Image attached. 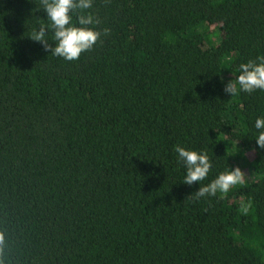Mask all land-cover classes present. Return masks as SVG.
Here are the masks:
<instances>
[{
  "label": "trees",
  "instance_id": "trees-1",
  "mask_svg": "<svg viewBox=\"0 0 264 264\" xmlns=\"http://www.w3.org/2000/svg\"><path fill=\"white\" fill-rule=\"evenodd\" d=\"M39 7L0 0L5 264H264V90L224 91L264 56V0H93L101 36L72 61L30 38ZM177 145L207 152L204 180Z\"/></svg>",
  "mask_w": 264,
  "mask_h": 264
},
{
  "label": "clouds",
  "instance_id": "clouds-1",
  "mask_svg": "<svg viewBox=\"0 0 264 264\" xmlns=\"http://www.w3.org/2000/svg\"><path fill=\"white\" fill-rule=\"evenodd\" d=\"M40 3L41 7L37 10L43 9L46 18L36 21L30 38L42 44L46 51L50 50L52 55L68 61L76 60L100 38L101 32L95 27L99 21L87 11L92 8L93 0H40ZM49 32L53 43H49ZM255 90H264V56L240 63L235 83L231 81L224 88L231 95L237 91L251 93ZM254 128L255 142L259 148L264 149V116L255 119ZM175 152L178 163H182L186 169L183 183L192 185L207 177L212 167L207 152L180 145L175 147ZM244 176L245 173L239 167L225 170L209 184H199L196 195L204 197L217 192L226 193L232 186L242 183ZM6 246L5 235L0 233V264H5L3 257Z\"/></svg>",
  "mask_w": 264,
  "mask_h": 264
}]
</instances>
